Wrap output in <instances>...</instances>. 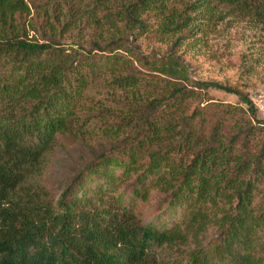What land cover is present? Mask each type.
<instances>
[{
    "label": "trees",
    "instance_id": "obj_1",
    "mask_svg": "<svg viewBox=\"0 0 264 264\" xmlns=\"http://www.w3.org/2000/svg\"><path fill=\"white\" fill-rule=\"evenodd\" d=\"M75 2L108 10L87 51L62 43ZM238 16L264 27V0H0V264H264L256 106L137 45L151 35L182 48L204 24ZM135 63L166 84L140 94ZM108 74L127 96L88 107ZM212 89L236 95L260 126L234 108H192ZM50 169L65 173L55 201L43 186Z\"/></svg>",
    "mask_w": 264,
    "mask_h": 264
},
{
    "label": "rangeland",
    "instance_id": "obj_2",
    "mask_svg": "<svg viewBox=\"0 0 264 264\" xmlns=\"http://www.w3.org/2000/svg\"><path fill=\"white\" fill-rule=\"evenodd\" d=\"M74 5L76 10L78 7L86 6H80L78 2H75ZM88 8L92 9V6H88ZM90 11L84 13L78 10L73 18L69 17V21L72 23L71 28L62 41L68 49L71 50L72 47H75L78 50L79 46V50L87 51L94 42L100 39L101 31L96 29L94 22L99 20L104 22L101 15H104L108 10L101 8L97 10V14H92ZM64 12L70 11L65 9ZM204 25L202 26L203 32L195 39L188 40L186 46L182 48L174 46L171 40L165 43L159 42L153 36L147 35L138 40L139 51L143 56L149 58H155L156 55L160 58H167L172 56L170 54L181 57L185 63L183 70L187 72L190 81L218 83L247 93L257 108V119L264 122V27L239 16L228 18L217 25L209 23ZM33 35L41 39L39 34ZM135 67L146 74L145 77H142L140 94L151 92L152 88L149 90L145 88L148 85L158 83L159 86H164L166 84L164 82V79H167L166 75L154 72L148 67L143 68L140 63H135ZM124 74L126 75V73ZM106 78V80H98L88 91V107H97L99 104H103L116 108L115 103L112 102L113 98L122 99L123 96H127L124 91L110 86V74ZM128 96L130 97L128 100H132L131 94ZM209 105L216 108L222 107L221 111L234 108L236 116L239 115L246 122L251 121L254 125L260 126L255 120H249L246 105L240 102L234 94L212 89L207 95L197 99L192 104V108L200 107L202 110H208ZM110 121L113 122L115 119L110 118ZM65 161L67 160L64 159L61 162L63 170L67 164ZM52 171L53 169H50L43 178V186L51 200L55 201L61 192L65 173L59 169ZM145 213L149 214L152 219L160 212L157 207L152 206L147 207ZM173 219V215H164L161 221L168 224ZM214 239L215 233L212 230L207 241Z\"/></svg>",
    "mask_w": 264,
    "mask_h": 264
}]
</instances>
